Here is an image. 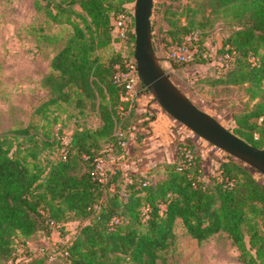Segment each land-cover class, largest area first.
<instances>
[{"label":"trees","instance_id":"obj_1","mask_svg":"<svg viewBox=\"0 0 264 264\" xmlns=\"http://www.w3.org/2000/svg\"><path fill=\"white\" fill-rule=\"evenodd\" d=\"M135 1L67 0V5L57 4L46 12L56 24L71 26L73 34L52 60L43 82L52 96L36 108V115L44 120L54 106L75 102L82 107L91 101L101 124L94 130L77 128L64 144L66 158L59 160L41 158L42 149L59 143L49 126L46 134L33 123L0 135L1 262H15L18 235L26 242L51 237L55 228L64 231L75 221V233L57 244L64 255L51 260V248H46L19 264H158L173 243L180 220L198 241L227 233L242 264H264V176L241 160L228 154L219 173L209 174L192 145L182 143L184 151L165 165L164 177L155 183L139 174L127 175L132 182L126 181L118 168L116 173L104 169L99 175V159L106 160L108 151L123 150L119 125L123 130L131 127L130 119L121 114L127 108L121 100L124 86L114 77L124 56L134 54V21L124 44L127 52L112 47L119 41L114 19L130 11L126 5ZM175 2L155 3L153 8V13H164L166 49L181 45L190 31L200 32L180 23L185 13ZM198 10H209V15L224 18L232 27L217 50L218 71L209 85L244 87L250 105L234 114L231 131L264 149V0H202L190 15ZM153 43L158 52L154 35ZM200 43L190 60L168 59L176 66L195 62L203 52ZM103 49L110 50L106 58ZM141 88L149 93L142 83Z\"/></svg>","mask_w":264,"mask_h":264},{"label":"rangeland","instance_id":"obj_2","mask_svg":"<svg viewBox=\"0 0 264 264\" xmlns=\"http://www.w3.org/2000/svg\"><path fill=\"white\" fill-rule=\"evenodd\" d=\"M200 2L202 0L175 2L176 6L179 5V11L184 9L185 13L180 23L191 25L190 28L201 32L200 48L203 52L199 59L180 66L172 65L168 59L171 47L166 49L163 40V30L167 24L163 21L162 11L153 13L152 18L157 54L170 78L192 102L232 130L235 126L234 114L250 105L244 87L209 85V79L218 71L216 67L220 59H216L217 50L232 27L224 18L209 15V10H198L195 15H190V10ZM155 3L165 6L170 0H154V6ZM57 4L68 3L67 0H0V135L33 123L40 134H46V127L49 126L50 135L54 134L59 143L56 141L54 145L41 150L43 160H59L63 149L67 148L64 144L70 141L77 128L83 126L94 130L101 124L97 107L91 101H85L82 107L75 102L63 103L62 108L54 106L48 111L49 119L42 120L36 115V108L52 96L50 89L43 85L50 75L52 60L73 34L71 26L56 24L47 16L46 12ZM38 5L42 7L41 10L37 9ZM134 5L135 2H132L126 6L131 11ZM75 8L81 12L78 6ZM112 48L127 52V46L120 41L115 42ZM100 52L106 58L110 50ZM153 115L156 118L149 121L147 128L144 127V122H148ZM55 116H58L57 120ZM124 117L130 119L131 127L123 130V124H120L117 134L127 142L126 148L117 152L108 151L107 159L102 158L104 169L118 168L126 176L139 174L145 181L155 183L164 177L165 165L177 160L179 151H184L182 143L192 145L195 156L201 159L204 171L209 174L217 175L220 162L229 157L226 152L170 116L154 101L150 92L141 91L139 100ZM41 126H44V131ZM50 139L53 140L52 137ZM256 176L260 177L259 174ZM77 225L78 222L72 221L66 224L64 231L57 227L51 237H36L27 242L18 235L13 264L27 260L32 254L42 253L54 244L68 241ZM65 232L64 237L62 234ZM174 232V241L162 253L158 264H242L238 249L225 232L198 241L187 232L180 220L176 222ZM0 264L11 263L0 261Z\"/></svg>","mask_w":264,"mask_h":264},{"label":"water","instance_id":"obj_3","mask_svg":"<svg viewBox=\"0 0 264 264\" xmlns=\"http://www.w3.org/2000/svg\"><path fill=\"white\" fill-rule=\"evenodd\" d=\"M154 0H136L134 5V58L143 85L170 116L197 136L253 167L264 176V149L251 145L215 117L200 109L173 82L158 56L152 32Z\"/></svg>","mask_w":264,"mask_h":264},{"label":"built area","instance_id":"obj_4","mask_svg":"<svg viewBox=\"0 0 264 264\" xmlns=\"http://www.w3.org/2000/svg\"><path fill=\"white\" fill-rule=\"evenodd\" d=\"M133 21L135 24L134 9L128 11L127 13L121 14L114 19L115 31H117V36L119 37V41L122 44H125L128 39V34L130 32ZM117 22L118 28H116ZM199 41L200 32L197 30L190 31L181 45L171 46L168 58L177 62H185L190 60L198 50ZM114 81L116 84L124 86V93L121 96V100L125 102L127 108L123 107V112L121 114L125 116V114L134 107L136 102L139 100L140 92L143 91L141 88L142 82L138 75L134 54L130 56H124L123 64L121 66H118ZM121 145L123 148H126L127 142L124 140L121 142ZM62 155L63 158H66V149H63L61 156ZM102 160L103 159H99L98 167L101 170L99 175H102V171L104 170L101 165L103 162ZM112 172L116 173L117 171L116 169H114L112 170ZM126 181L132 182L128 176H126ZM58 249L59 248L57 244H54V246L51 248V260L55 259L58 255H64V253H62Z\"/></svg>","mask_w":264,"mask_h":264}]
</instances>
